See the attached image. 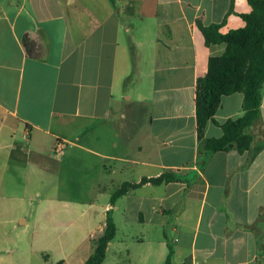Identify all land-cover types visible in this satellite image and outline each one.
<instances>
[{
    "label": "crops",
    "instance_id": "0c3cea01",
    "mask_svg": "<svg viewBox=\"0 0 264 264\" xmlns=\"http://www.w3.org/2000/svg\"><path fill=\"white\" fill-rule=\"evenodd\" d=\"M229 5L230 0H0V146L45 156L41 144L51 141L62 156L54 139L68 141L62 128L75 118L74 126L84 131L98 127L102 147L81 148L99 163L101 191L113 185L111 195L123 182L167 170L180 178L128 187L113 203L110 196L85 208L68 201L81 206L86 223L78 244L58 257L63 264H81L89 256L107 210L116 231L101 264H163L169 247V264H255L258 254L264 257V220L259 235L249 227L264 211V146L249 161L247 150L206 152L196 133L197 78L206 72L209 55L224 50L223 43L205 44L197 20L220 23L221 32L240 27L239 13L251 7L233 0L227 12ZM133 71L134 97L123 89ZM116 97L147 111L148 143L134 144L140 156L132 157V143L117 142L114 124L107 123ZM242 99L241 92L222 95L214 118L241 116ZM18 130L27 145L15 144ZM247 131L264 142V85L259 122ZM220 134L208 120L204 135ZM131 164H138L137 172ZM127 170L134 176L116 182Z\"/></svg>",
    "mask_w": 264,
    "mask_h": 264
},
{
    "label": "rangeland",
    "instance_id": "374dc122",
    "mask_svg": "<svg viewBox=\"0 0 264 264\" xmlns=\"http://www.w3.org/2000/svg\"><path fill=\"white\" fill-rule=\"evenodd\" d=\"M135 72L123 85L132 97L137 93ZM148 120L147 111L141 112L116 97L107 123L114 124L119 134L117 142L132 143L131 155L136 157L141 152L134 144L143 146L148 139ZM78 123L71 118V124L62 128L61 134L68 141H62L63 137L54 139L62 156L56 155L51 141L41 144L45 156L24 154L19 147L0 146V264H52L62 252L78 244L86 223L85 216L78 212L81 206L73 203L71 207L68 201L85 208L88 203L109 200L114 186L107 184L104 191L99 189V163L81 148L102 147L96 141L98 127L90 125L84 131V127L74 126ZM13 140L16 145H27L20 130ZM131 165L137 172L138 164ZM132 176L134 173L127 170L114 178L118 182ZM64 208L71 211L65 213Z\"/></svg>",
    "mask_w": 264,
    "mask_h": 264
},
{
    "label": "trees",
    "instance_id": "16d2710c",
    "mask_svg": "<svg viewBox=\"0 0 264 264\" xmlns=\"http://www.w3.org/2000/svg\"><path fill=\"white\" fill-rule=\"evenodd\" d=\"M113 2V0H112ZM251 9L239 13L243 24L231 28L226 32L219 31L220 23L203 24L197 20L206 45L223 43L221 54H211L208 57L207 69L204 75L197 78L195 89V116L197 138L202 142L206 152L228 150L249 151L250 161L264 146V142H255L253 135L247 128L257 124L260 119V103L264 85V0H247ZM233 11V0L227 12ZM233 92L243 94V114L237 118H227L218 122L214 113L220 103L222 95ZM208 120H212L221 128L218 136L206 137L204 127ZM178 175L171 170L156 176H143L138 183L123 182L111 195L110 202L125 193L128 187H134L144 182L160 184L172 180H179ZM264 220L261 210L256 221L250 225L257 235L260 234V224ZM116 227L107 210L104 227L100 234L93 239V249L81 264H101L104 260L108 242L113 238ZM171 249L163 264L170 263ZM52 264H63L57 260ZM255 264H264V257L258 254Z\"/></svg>",
    "mask_w": 264,
    "mask_h": 264
}]
</instances>
